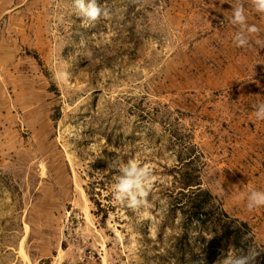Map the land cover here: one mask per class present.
Masks as SVG:
<instances>
[{
	"label": "rangeland",
	"instance_id": "374dc122",
	"mask_svg": "<svg viewBox=\"0 0 264 264\" xmlns=\"http://www.w3.org/2000/svg\"><path fill=\"white\" fill-rule=\"evenodd\" d=\"M96 2L109 15L88 21L75 0H0V264H235L190 218L189 179L264 251V206L247 207L264 192V13ZM237 5L259 29L245 47Z\"/></svg>",
	"mask_w": 264,
	"mask_h": 264
},
{
	"label": "trees",
	"instance_id": "16d2710c",
	"mask_svg": "<svg viewBox=\"0 0 264 264\" xmlns=\"http://www.w3.org/2000/svg\"><path fill=\"white\" fill-rule=\"evenodd\" d=\"M184 188L191 198L189 216L197 219L203 231L217 233L227 246L240 250L239 258H248L249 264H264V251L257 247L255 233L248 222L231 217L220 202L215 203L213 193L202 186L201 180L189 179L185 181ZM96 204L99 207L97 212L106 210L100 202L96 201ZM107 213L106 210L104 216ZM237 221L239 224H236ZM255 252L260 255L253 261L251 257Z\"/></svg>",
	"mask_w": 264,
	"mask_h": 264
},
{
	"label": "clouds",
	"instance_id": "9594fccd",
	"mask_svg": "<svg viewBox=\"0 0 264 264\" xmlns=\"http://www.w3.org/2000/svg\"><path fill=\"white\" fill-rule=\"evenodd\" d=\"M252 3L258 12L264 13V0H252ZM75 7L88 21H96L98 19L105 18L110 12L107 7L103 4H98L96 0H89L88 3H85V0H75ZM230 20L233 25H239L241 29L234 36V42L238 47H245L249 43L246 33H257L259 31L255 25H247L243 5H237L232 9V16ZM255 116L258 120H264V103L257 106ZM133 186L137 187L138 194L140 196L146 195L145 193L139 191V185H134L130 181H124L118 187L120 192H127ZM247 200V207L250 210L264 206V192L252 191ZM259 255V252H255L251 259L254 261ZM235 264H249V259L246 257L238 258L235 261Z\"/></svg>",
	"mask_w": 264,
	"mask_h": 264
}]
</instances>
